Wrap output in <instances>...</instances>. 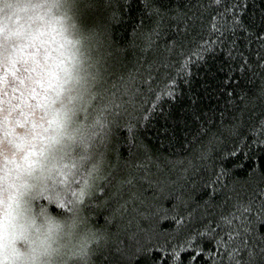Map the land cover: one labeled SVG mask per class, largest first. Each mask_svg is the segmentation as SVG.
I'll return each instance as SVG.
<instances>
[{
  "label": "snow or ice",
  "instance_id": "6c2138e0",
  "mask_svg": "<svg viewBox=\"0 0 264 264\" xmlns=\"http://www.w3.org/2000/svg\"><path fill=\"white\" fill-rule=\"evenodd\" d=\"M96 3L39 2L46 12L55 6L72 16ZM0 20V31L7 32L0 40V144L11 148L0 149V264H36L61 230L42 203L39 215L47 229L37 246L33 201L53 203L66 221L78 223L77 212L86 205L120 195L110 192L99 200L111 187L106 149L121 116L128 121L126 139L140 144L145 159H153L145 136L159 145L179 143L187 153L181 173L206 172L211 192L199 203L182 201L170 230L159 236L140 226L144 213L134 205L127 226L135 221V231L128 232L127 245L117 241L114 264H134L152 251L145 241L160 240L153 246L169 264H187L182 247L197 259L207 257L204 264H264V234H254V218L246 215L255 205L264 217V173L249 188L229 182L231 168L225 167L227 159L264 146V0H123L109 20L130 21L135 60L118 78L114 73L123 61L109 51L107 24L82 31L75 20L62 22L53 52L40 28L25 36L30 44L10 43L23 29L8 30ZM109 79L111 90L103 86ZM132 182L129 175L122 183ZM136 198L132 193L114 212H127ZM256 239L258 245L250 242Z\"/></svg>",
  "mask_w": 264,
  "mask_h": 264
},
{
  "label": "trees",
  "instance_id": "16d2710c",
  "mask_svg": "<svg viewBox=\"0 0 264 264\" xmlns=\"http://www.w3.org/2000/svg\"><path fill=\"white\" fill-rule=\"evenodd\" d=\"M28 2H41V0H28ZM117 7L123 8V0H111L110 4L109 0H97L95 7L82 9L75 16L59 9L60 15L69 16L67 21H60V23L70 25L75 20L82 31H87L95 25H100L101 28L105 24L108 25V35L112 41V48L109 51L113 52L114 59L123 61L119 70L114 73L115 78H118L122 73L126 74L132 68L135 60L133 48L130 46L132 40L130 21L109 20L113 9ZM124 13H127V9H124ZM201 70L203 71V69ZM112 83L113 79H109L103 86L111 90ZM127 122V117L121 116L113 125L104 165V171L108 173L111 187L99 197V200L104 201L105 196H108L110 192L119 191L120 195L105 201L103 205L90 203L83 209L88 223L108 233L109 237L107 240H101L94 244L93 247L99 248V251L92 253L93 264H114L118 259L117 241H123L127 245L129 243L128 232L135 231L136 228L135 221L131 227L127 226L134 205L138 208L139 213H144V215L138 216L140 226L156 232L159 236L163 231L170 230L174 211H181L184 207L182 201L189 200L199 203L211 192V188L205 184L208 179L206 172H200L199 176L189 174L187 177L181 173L184 165L180 160L187 153L179 143L159 145L158 141L153 140L150 136L143 137L145 144L152 150L150 155L153 159L149 162L145 159V152L140 144L126 139L128 132L123 125ZM137 162H139V167ZM113 165L115 167H112ZM225 167L231 168L229 182L235 180L238 185L247 183L251 188L264 173V146L255 145L253 149L249 150L247 157L241 153L237 154L235 158L227 159ZM129 175L133 177V182L130 185L123 184L122 182L128 179ZM132 193H136L137 198L134 201H129L127 212H124L122 208L120 212H114L117 205L123 200H128ZM177 197H180V201L177 200ZM45 203L57 211L55 204L46 200ZM174 205H177L175 209ZM259 212L260 209L254 205L251 213H246L250 219L254 218L252 227L257 236L264 234V217H261ZM250 242L254 245L260 243L258 239L250 240ZM158 243H162V240L145 241V246L151 248L152 251L150 255L138 256L134 264H145L146 259L159 261V264H169L170 258L163 254L158 246H153ZM205 247L207 248V245ZM180 251L187 264H193V261L195 264H204V260L207 259V257L197 259L198 254H194L187 247H182ZM190 257L191 259H189Z\"/></svg>",
  "mask_w": 264,
  "mask_h": 264
},
{
  "label": "clouds",
  "instance_id": "9594fccd",
  "mask_svg": "<svg viewBox=\"0 0 264 264\" xmlns=\"http://www.w3.org/2000/svg\"><path fill=\"white\" fill-rule=\"evenodd\" d=\"M37 4V7H33ZM47 5H40L39 2H28V0H0V18L8 24H16L21 20L29 18L36 19L42 14L52 20L60 16L59 9L55 6L46 12ZM45 203L43 199L33 201L32 211L35 213L36 223L40 226L38 233L34 232L33 239L37 246H40L41 239L46 235L47 224L43 217L39 215L40 205ZM49 213L61 223L62 228L54 234L51 246L47 251H41L36 264H89V257L93 253L95 243L104 240L105 231L90 225L83 210L77 212L81 222L70 223L65 220L63 214L48 207ZM21 250H25L26 245L18 242Z\"/></svg>",
  "mask_w": 264,
  "mask_h": 264
},
{
  "label": "rangeland",
  "instance_id": "374dc122",
  "mask_svg": "<svg viewBox=\"0 0 264 264\" xmlns=\"http://www.w3.org/2000/svg\"><path fill=\"white\" fill-rule=\"evenodd\" d=\"M42 16H44L42 14ZM0 23H3L2 20H0ZM60 21L52 20L48 16H44V19H40L39 17L36 19H27V20H21L16 24H8L6 23V28L8 30H12L17 28L18 26L23 29L19 37H11L10 43H16V44H23V43H29V41L25 40V36H27L28 33L35 31L37 28H40L42 31L45 40L51 41V43L47 44L46 47L51 48L53 52H55L56 44L59 42L58 40V33L60 30ZM7 35L6 31H0V40L4 39ZM34 50V49H33ZM0 149H3L4 151L10 152L11 148L9 145L0 144Z\"/></svg>",
  "mask_w": 264,
  "mask_h": 264
}]
</instances>
